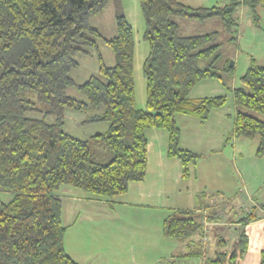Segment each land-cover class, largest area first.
<instances>
[{"label":"trees","instance_id":"16d2710c","mask_svg":"<svg viewBox=\"0 0 264 264\" xmlns=\"http://www.w3.org/2000/svg\"><path fill=\"white\" fill-rule=\"evenodd\" d=\"M110 1L0 0V190L12 194L8 202L0 197V264H79L65 248L68 226L58 191L65 185L110 198L125 194L131 183L144 181L147 129L168 132V154L179 159L188 174L189 165L201 154L181 147L177 115L205 120L212 109L222 106L225 96L194 98L191 91L205 78H221L234 65L222 63L217 30L184 35L179 21L203 23L218 17L231 32L239 23L240 4L254 11L264 7V0H223L211 7L140 0L149 44L144 63L147 108L140 110L135 104L132 25L118 14L117 34L110 39L91 25V18ZM99 38L112 48L115 63L106 65L100 55L98 75L77 83L71 75L79 65L75 55L97 48ZM71 87L86 100L69 95ZM234 100L238 107L234 135L259 137L258 153L264 154V64L252 59L234 89ZM66 109L90 113L86 122L106 121L109 128L90 140L76 138L63 129ZM92 139L108 145L109 162L94 158ZM217 206L210 213L176 210L165 220L164 234L180 240L204 237L205 222L217 221L210 219L221 212ZM255 210L238 221L242 227L232 247H226L230 243L220 234L209 254L200 243L180 256H204L205 264H237L248 251L244 226L258 218Z\"/></svg>","mask_w":264,"mask_h":264},{"label":"rangeland","instance_id":"374dc122","mask_svg":"<svg viewBox=\"0 0 264 264\" xmlns=\"http://www.w3.org/2000/svg\"><path fill=\"white\" fill-rule=\"evenodd\" d=\"M180 1L193 7L223 4V0ZM237 13L239 23L231 32L218 17L203 23L191 19L179 21L184 35L217 30L222 63L234 65L232 71H223L221 78H205L191 91L194 98L225 96L226 102L222 106L212 109L205 120L195 115H177L181 147L201 154L189 165L188 174L184 175L181 161L168 154V132L164 128H150L146 130L149 154L143 183L133 182L126 194L110 198H99L65 185L58 191L63 201V222L68 226L65 248L79 264H205L204 256H180L184 250L178 246L177 238L164 234L165 220L178 209L207 207L212 201L228 200L236 195L231 202L234 206L231 213L237 210L236 218L243 217L249 211L247 199L250 195L247 193L250 189L255 206L264 202V154L258 153L260 139L234 135L238 109L234 89L240 85L241 76L252 59L264 64V7L254 11L250 6L240 4ZM118 14L124 15L133 28L135 104L137 109L145 110L144 63L149 44L145 38L146 22L140 0H111L103 12L91 18V25L103 38H113L117 34ZM100 55L106 65H114L113 50L102 38L97 40V48L75 55L79 65L71 75L77 83L98 75ZM67 92L86 100L75 87ZM90 115L66 109L63 129L83 140L106 133L108 122H86ZM53 120V117L47 118L48 122ZM91 145L97 161H110L112 153L104 141L92 139ZM11 196L10 192L0 190L4 201L8 202ZM225 214L235 219L229 211ZM223 218L226 219L225 215ZM226 239L230 243L226 247H232L234 241L228 236ZM170 253L174 254L170 256Z\"/></svg>","mask_w":264,"mask_h":264},{"label":"crops","instance_id":"0c3cea01","mask_svg":"<svg viewBox=\"0 0 264 264\" xmlns=\"http://www.w3.org/2000/svg\"><path fill=\"white\" fill-rule=\"evenodd\" d=\"M143 182H136V183H143ZM67 190H70V189H67ZM251 192L253 191L250 189L248 190V193H247L250 195V197H248L247 199L250 201L248 210H251V208L256 207L255 211H256V214L258 215V218L253 219V221L249 222L248 224H246V226H244V229L249 239L248 251L243 257H241L238 260L237 264H260L261 255H262V252L264 251V208H263L264 202H261L259 198L258 200L260 201V203H257V206H255V197L250 194ZM236 197H233V196L228 197L229 201L225 199L220 200L219 202L212 201L210 202V205H208L207 207L202 205L200 207L195 206L194 208H190V209H198V210L201 209L205 213L207 212L210 213L211 210L215 208V205H217L218 203L217 207L220 208L221 212L219 213L216 219H210V220H217V221L205 222L204 232L206 235L204 237H202L200 234H197L189 240L177 239V244L180 247V249L182 248L185 253V252H188L191 248H196V245L201 243L206 248L205 253L209 254L207 251L209 250L212 251L213 248L216 247V240H218V237L220 236V234L223 237L228 236L230 240L233 237L232 238L233 240L231 241L235 242L237 230L242 227V223L238 222L242 217L236 218L237 210L231 213L232 207H234L233 205H231V202L233 203ZM205 208H208V209H205ZM226 210L229 211L230 214L235 216V219L227 216L225 214ZM224 215L226 219L223 218ZM205 220H209V219H205ZM173 254L174 253H170V256H172ZM200 257H203V256H200ZM183 260H187V258Z\"/></svg>","mask_w":264,"mask_h":264}]
</instances>
